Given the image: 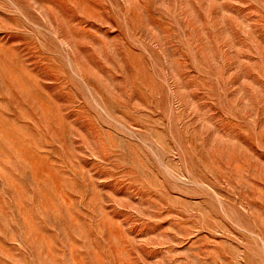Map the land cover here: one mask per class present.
Listing matches in <instances>:
<instances>
[{"label":"rangeland","instance_id":"rangeland-1","mask_svg":"<svg viewBox=\"0 0 264 264\" xmlns=\"http://www.w3.org/2000/svg\"><path fill=\"white\" fill-rule=\"evenodd\" d=\"M0 264H264V0H0Z\"/></svg>","mask_w":264,"mask_h":264}]
</instances>
